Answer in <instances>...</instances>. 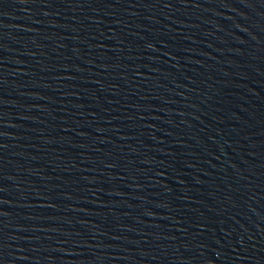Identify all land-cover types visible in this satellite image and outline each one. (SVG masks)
I'll list each match as a JSON object with an SVG mask.
<instances>
[{"label":"water","instance_id":"water-1","mask_svg":"<svg viewBox=\"0 0 264 264\" xmlns=\"http://www.w3.org/2000/svg\"><path fill=\"white\" fill-rule=\"evenodd\" d=\"M0 264H264V0H0Z\"/></svg>","mask_w":264,"mask_h":264}]
</instances>
